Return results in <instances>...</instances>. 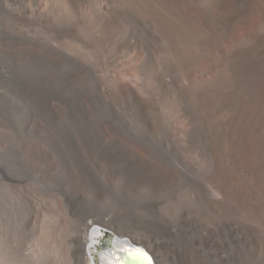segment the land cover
<instances>
[{"label":"rangeland","instance_id":"rangeland-1","mask_svg":"<svg viewBox=\"0 0 264 264\" xmlns=\"http://www.w3.org/2000/svg\"><path fill=\"white\" fill-rule=\"evenodd\" d=\"M220 4L0 0V264H79L102 219L163 264H264V33Z\"/></svg>","mask_w":264,"mask_h":264},{"label":"bare ground","instance_id":"bare-ground-1","mask_svg":"<svg viewBox=\"0 0 264 264\" xmlns=\"http://www.w3.org/2000/svg\"><path fill=\"white\" fill-rule=\"evenodd\" d=\"M233 2L244 6L239 9L230 8L226 14L223 4H220L219 10H222L224 21L231 20L234 23L232 29L240 35L260 38V35L264 33V0H233ZM221 26L224 31L228 29L225 24ZM92 223H84L72 248L77 254L76 259L79 264H98V262L130 264L127 259L136 264H153L150 256L142 248L134 247V245L141 246L150 252L154 263L163 264L154 243L141 236L117 230L108 219H102L97 226H92ZM105 237L109 239L112 237L108 249H103L100 245Z\"/></svg>","mask_w":264,"mask_h":264},{"label":"water","instance_id":"water-1","mask_svg":"<svg viewBox=\"0 0 264 264\" xmlns=\"http://www.w3.org/2000/svg\"><path fill=\"white\" fill-rule=\"evenodd\" d=\"M110 239H112V238H110ZM108 237L107 238H105L103 241H101V243H100V245H101V248H103V249H108L109 248V246L108 245H111V240H110ZM108 243V244H107ZM134 247H138V248H142L145 252L147 251L145 248H143V247H141V246H137V245H134ZM118 252H120L118 249H116ZM150 256V258H151V260H152V263L153 264H155L154 263V261H153V258H152V256L151 255H149ZM128 260V262L130 263V264H136L134 261H132V260H130V259H127ZM100 264V263H99Z\"/></svg>","mask_w":264,"mask_h":264}]
</instances>
